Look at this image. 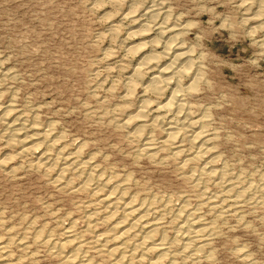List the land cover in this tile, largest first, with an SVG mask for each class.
I'll return each mask as SVG.
<instances>
[{
  "label": "rangeland",
  "instance_id": "rangeland-1",
  "mask_svg": "<svg viewBox=\"0 0 264 264\" xmlns=\"http://www.w3.org/2000/svg\"><path fill=\"white\" fill-rule=\"evenodd\" d=\"M162 1L172 26L188 25L183 43L202 65L204 82L187 102L193 114L205 115L206 129L215 136L217 166L228 169L241 186L255 188L236 213H223L219 219L200 206L199 215L214 223L216 234L209 246L211 260L203 258L198 264H264V13L245 21L247 15L254 17L259 0H250L249 10L241 4L245 0H128L119 6L110 0H0V161L15 155L4 143L1 120L2 109L13 103L28 123L55 126L68 149L82 144L83 156L94 155L106 172L129 175L133 193L167 208L164 233L173 238L175 226L168 213L181 206V198L193 208L206 202L197 181L189 179L202 162L182 169L181 161H172L165 152L162 163L137 156L140 141L116 125L141 105L140 97L133 95L126 104L129 114L116 109L126 95L122 65L129 68L131 59L118 41L131 31L120 19L129 5L150 8ZM110 23L119 26L118 38L111 39ZM106 50H111L108 58ZM150 134L159 140L164 133L155 129ZM189 147L184 143V150ZM33 160L14 158V175L0 166V220L14 236L28 237L33 258L12 250L22 264H64L30 236L43 228L56 237L74 224L77 233L92 240L85 231V216L93 209V194L58 188L55 173L29 168ZM207 185L210 195L222 194L221 188ZM99 229L103 232L106 226ZM238 250L248 254L245 262ZM93 258L97 264H109L106 257Z\"/></svg>",
  "mask_w": 264,
  "mask_h": 264
},
{
  "label": "bare ground",
  "instance_id": "bare-ground-1",
  "mask_svg": "<svg viewBox=\"0 0 264 264\" xmlns=\"http://www.w3.org/2000/svg\"><path fill=\"white\" fill-rule=\"evenodd\" d=\"M249 1L241 3L245 10L251 8ZM126 2L128 0H110L112 5L118 6ZM257 4L254 17L247 15L246 22L263 15L264 0H259ZM129 6L128 12L120 20L131 31L118 41L128 54L131 53L130 67L126 68L123 62L122 68L127 74L125 102L116 109L125 116L129 114L126 104H129L128 100L133 95L140 97L141 105L139 110L118 120L116 125L127 130L131 139L140 141L142 146L136 152L137 156L162 163L161 154L165 152L172 161H181L182 169L202 162L203 165L189 179L197 181L206 202L193 208L185 198H181V206L176 209L172 207L173 212L168 213L175 226L173 238H168L164 233L167 208L159 205L156 199H144L133 193L129 175L106 172L96 164L94 155L84 157L82 144L68 149L63 134H58L52 124L43 128L37 126L35 120L28 123V118L16 111L13 103H8L2 109L1 120L5 128L2 136L4 143L13 149L15 155L1 160L0 166L14 175L16 169L11 165L14 158L32 156L34 160L28 165L29 168L55 173L53 184L58 188L93 194V209L85 216L88 222L85 231L93 235L92 240H86L77 233L74 224L56 237L45 233L43 228L30 236L35 244L46 246L48 252L64 264H97L94 254L106 257L109 264H178V260H184L186 264H198L203 258H211L209 246L216 234L214 223L199 215L200 206L219 219L223 213H236L246 203H243L244 197L252 194L255 188L251 185L241 186L228 169L217 166L219 156L214 150L215 136L206 129L205 115L198 117L193 114L187 102V98L194 94L196 86L204 79L202 65L183 43L189 31L188 25L172 26L163 1L154 2L150 8L144 4ZM261 24L257 27L261 28ZM118 28L113 23L108 26L111 39L119 37ZM135 38L141 42L133 44ZM109 56L111 50H106L104 58ZM6 72L8 70L3 74L6 75ZM155 129L164 133L159 140L150 134ZM186 142L190 145L188 150H184ZM70 176L77 178L80 183L74 184ZM207 182L221 188L222 194L210 195ZM0 221L3 229L0 264H22V259L17 257L19 254L14 255L12 250L17 249L31 258L35 253L31 256L29 252L30 246L25 240L28 237L23 234L14 236L12 229H6L4 221ZM103 225L106 230L101 232L99 227ZM242 250H238L237 254L245 262L248 254Z\"/></svg>",
  "mask_w": 264,
  "mask_h": 264
}]
</instances>
